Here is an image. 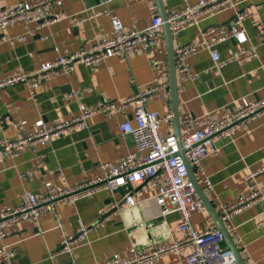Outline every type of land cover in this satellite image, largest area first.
<instances>
[{"label":"crops","instance_id":"obj_1","mask_svg":"<svg viewBox=\"0 0 264 264\" xmlns=\"http://www.w3.org/2000/svg\"><path fill=\"white\" fill-rule=\"evenodd\" d=\"M16 1L19 0H0V6H12ZM197 1L161 0L166 14L185 3ZM104 8L108 15L102 14L80 23L65 18L39 28L24 41L14 44L6 38L22 33L23 27L20 22L9 27L4 35L0 34V79L18 71L36 69L40 62L112 36V16L118 19L122 30L128 31L144 28L152 16L159 15L155 0H63L61 5L66 14L77 17ZM237 10L246 13L242 22L244 32L238 39L229 38L218 43L215 49L221 61L250 45L255 47L256 55L217 66L208 50H200L191 56L189 63L197 74L196 78H177L176 81L179 121L186 112L221 118L264 95V71L261 68L264 42L258 35V24L264 20V0H248L238 5ZM234 13L232 8L223 9L174 33L173 46L195 43L201 32L208 28L227 27L226 22ZM152 58V65L138 53L129 59L112 56L90 67L76 63L71 73L55 72L34 88L17 84L0 89V140L33 132L41 124L52 125L73 117L79 113L80 104L92 107L101 100L119 102L144 89L155 70L166 85H159L145 107L162 116L171 114L164 38L152 49ZM133 106L131 104L125 111L112 116L95 114L86 120V128H76L37 144L33 150L26 149L19 155L3 159L0 166V210L21 203L26 191L41 192L45 181L57 186L78 183L100 173V162L113 163L121 155L133 151L132 140L122 135L118 128L126 119L133 121ZM159 131L161 134L174 133L172 118L171 121L163 119ZM201 163L212 188L204 186L201 174L193 171L217 212L220 203L236 202L244 197L249 189L247 171L264 165V118L251 119L235 128L230 137L218 138L214 151L205 155ZM255 179L259 185H264V170L259 169ZM129 188L135 205H125L99 221V212L109 205L110 198L122 195ZM120 190L122 193L101 189L88 196L60 200L56 215L46 212L36 220L20 219L12 224L9 234L0 237V246L6 245L14 250V264H70L72 261L96 264L113 252L128 256L131 245L142 251L186 236L187 231L178 226L177 211L160 214L153 197L155 189L149 181L122 185ZM189 218L195 230L216 226L206 208L193 211ZM262 218L264 196L233 209L222 219L245 264L251 263L242 245L256 264H264V222L258 223ZM81 227H84V234L72 242V250H60L61 239L79 232ZM218 241L227 247L223 237ZM189 249L188 245H181L151 264H181ZM0 264H4L1 259ZM228 264L237 263L233 260Z\"/></svg>","mask_w":264,"mask_h":264},{"label":"built area","instance_id":"obj_2","mask_svg":"<svg viewBox=\"0 0 264 264\" xmlns=\"http://www.w3.org/2000/svg\"><path fill=\"white\" fill-rule=\"evenodd\" d=\"M248 0H198L195 3H185L181 8L172 10L166 14L165 21L159 15H154L150 23L142 29L124 31L118 19L111 17L112 36L98 39L94 44L72 51L66 55H59L54 59L40 62L36 69L30 71H18L0 79V89L26 84L28 88H34L40 82L48 80L55 72L64 74L71 73L76 63L86 67L93 66L112 56L131 58L134 53L145 57L148 64L152 65V49L163 39V22L168 24L171 35L197 24L201 19L210 17L222 11L232 8L236 13L230 28L225 25L208 28L201 32V37L195 43L173 46V58L176 78L191 80L197 74L193 72L189 58L200 50H208L215 66L231 61L256 55V49L250 45L246 49L233 52L228 58L221 61L215 46L229 38L238 39L244 32V11L237 13L238 5ZM63 0H31L16 1L12 6H0V34L4 35L7 29L17 22L23 27V32L6 38L10 44L24 41L33 35L39 28L56 23L62 19L70 18L75 23L84 22L90 18L108 15L107 9L94 10L84 17L68 15L62 9ZM258 35L264 42V20L258 24ZM2 39L0 38V41ZM88 43V42H86ZM264 71V62L261 64ZM131 82L133 79H130ZM161 74L153 71L151 82L144 88L139 89L130 96L119 102L99 101L92 107L83 104L79 106V113L73 117L61 120L52 125L41 124L37 130L20 135L15 138H3L0 140V166L3 159L19 155L26 149H34L41 142H46L72 131L76 128H86V120L95 115H115L119 111H125L129 105L133 106L132 122L124 120L118 126L122 135L130 137L134 150L121 155L113 163L100 162V173L83 181L66 186H57L50 181L44 182L41 192L26 191L24 200L18 205L0 210V237L10 232L12 224L20 219L36 220L41 214L51 212L56 215V206L60 200H73L80 196H88L101 189L112 190L118 185H130L143 180L155 189L154 199L159 206L160 214L169 212L179 213V228L187 231L182 240L163 243L148 250H138L131 245L130 254L122 256L113 252L96 264H151L162 254L176 249L181 245H188L189 251L184 255L181 264H228L233 262L234 257L227 247L219 243L222 234L216 226L195 230L190 223V214L193 211L203 210L204 203L195 192L185 164L184 156L189 161L193 170L201 174L202 183L212 188L209 175L205 173L201 163L202 158L214 151L215 142L220 137H230L231 133L239 125L257 117L264 118V95L252 102L237 107L229 114L214 118L210 115L195 116L190 112L184 113L179 121L180 137L174 133L161 134L159 124L163 119L171 121V114L160 115L156 110H147L146 104L156 93L159 85L163 83ZM0 128L2 123L0 122ZM264 170V165L259 168ZM259 169H250L246 173L249 189L244 197L236 202L220 203L218 214L224 219L230 211L243 205L249 204L258 197L264 196V185H259L255 179ZM136 201L129 188L126 192L114 199L107 207L99 212L100 220L118 211L125 205L133 206ZM113 208L111 212L109 209ZM264 218L258 223H263ZM234 230V229H233ZM236 238L240 237L234 230ZM84 234V227L75 234L65 235L60 241L59 249L62 251L72 250V242L80 239ZM242 248L246 258L251 264H256ZM14 250L6 245L0 246V259L4 264L13 263ZM70 264H77L72 261Z\"/></svg>","mask_w":264,"mask_h":264},{"label":"water","instance_id":"obj_3","mask_svg":"<svg viewBox=\"0 0 264 264\" xmlns=\"http://www.w3.org/2000/svg\"><path fill=\"white\" fill-rule=\"evenodd\" d=\"M159 15L162 19V21H165L166 19V11L163 8V4L161 0H155ZM242 10H238V12H241ZM236 16V13L226 22L227 27H230V21L234 19ZM163 30V38L165 42L166 47V53H167V64H168V82H169V94H170V101H171V116H172V122H173V132L175 136L179 139L180 137V129H179V115H178V106H177V78L175 73V66H174V58H173V39L171 32L169 30L168 24L166 22H163L162 25ZM185 164L187 167V172L190 180L192 181L193 187L195 189V192L198 194V196L201 198L202 202L204 203V207L210 214L211 218L213 219L216 227L219 229V231L222 234V237L225 239L227 243V249H229L234 257V261L237 264H245L239 249L235 245L229 230L225 226L223 220L220 218L217 210L207 197V194L205 193L203 187L200 185V183L197 180V177L193 171V168L191 167L189 161L184 156ZM122 185H118L116 188L113 189V191H118L122 193L121 189ZM114 197L112 196L110 198V201H112ZM113 208L109 209L108 212H111Z\"/></svg>","mask_w":264,"mask_h":264}]
</instances>
